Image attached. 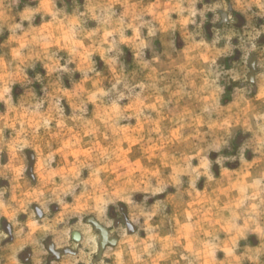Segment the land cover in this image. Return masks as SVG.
I'll list each match as a JSON object with an SVG mask.
<instances>
[{
	"label": "rangeland",
	"instance_id": "obj_1",
	"mask_svg": "<svg viewBox=\"0 0 264 264\" xmlns=\"http://www.w3.org/2000/svg\"><path fill=\"white\" fill-rule=\"evenodd\" d=\"M0 264H264V0H0Z\"/></svg>",
	"mask_w": 264,
	"mask_h": 264
},
{
	"label": "water",
	"instance_id": "obj_2",
	"mask_svg": "<svg viewBox=\"0 0 264 264\" xmlns=\"http://www.w3.org/2000/svg\"><path fill=\"white\" fill-rule=\"evenodd\" d=\"M32 170H33V165L31 166L30 172H29V175H31V176H32ZM89 222L92 223L94 225V227L100 231V234L102 237L101 248L103 249L105 247L106 242L108 241V230L105 227H103L100 223H98L94 218H90ZM4 225H5L7 233L9 235H12L10 225L8 223H5ZM127 225H128V227H132L131 224L129 223V221H127ZM73 235H74L75 239H80V234L78 232H75ZM111 242L113 243L114 241H111ZM48 249L52 253H54L55 255L59 256L60 252H58L54 249V245H52V244L48 245ZM69 251H70V249L64 250V252H69Z\"/></svg>",
	"mask_w": 264,
	"mask_h": 264
}]
</instances>
